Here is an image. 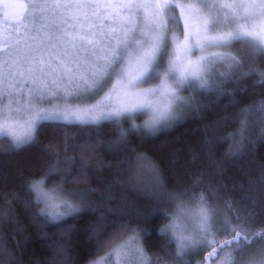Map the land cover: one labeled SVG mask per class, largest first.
Masks as SVG:
<instances>
[{
  "label": "snow or ice",
  "instance_id": "obj_1",
  "mask_svg": "<svg viewBox=\"0 0 264 264\" xmlns=\"http://www.w3.org/2000/svg\"><path fill=\"white\" fill-rule=\"evenodd\" d=\"M0 16V153L50 137L42 149L50 159L24 178L23 191H0V264H23L16 203L40 229L62 235L70 217L95 213L87 264H192L195 257L196 264H264V164L255 176L240 164L264 141V95L257 94L264 89V0H0ZM242 93L250 97L245 107L204 128L237 125L216 141H230L223 157L214 158L207 135L199 152L189 149L185 168L203 156L214 170L200 164L198 172L173 168L166 176L123 147L133 133L155 136L202 116L203 99L227 96L239 108ZM101 145L124 154L114 164L101 161ZM90 166L115 169L103 189L87 186ZM232 167L248 185H239V200L230 195L236 185L224 181ZM114 187L155 206L159 250L146 241L134 201L106 206L116 201ZM97 193L101 201H91ZM5 225L16 228L11 237ZM47 264H75V257L58 243Z\"/></svg>",
  "mask_w": 264,
  "mask_h": 264
},
{
  "label": "trees",
  "instance_id": "obj_2",
  "mask_svg": "<svg viewBox=\"0 0 264 264\" xmlns=\"http://www.w3.org/2000/svg\"><path fill=\"white\" fill-rule=\"evenodd\" d=\"M252 83L253 80L249 79L244 81L240 87H243L244 84L251 86ZM235 87L237 86L229 84L227 90L231 91ZM257 94L264 95V89L258 88ZM238 99L240 100L239 108L231 106L230 98L227 96L220 97L218 102L215 96H212L210 100L203 99L202 103L209 105V107L203 110L202 116L196 114L190 115L183 123L176 125L168 131L159 132L155 136H139L133 133L129 137V144L123 147L129 149V154L134 150L135 152L143 153L148 156L159 166L166 176H170V169L173 168L182 172L185 176L188 172H198L200 170V164H204L209 170H214V167L209 166L203 156L201 157L200 163L196 166L188 165V167L185 168L184 165L190 158L189 149H195L199 152L202 141L206 135L208 139L214 141V158L219 160L223 157L224 152L228 150L230 141H221L218 143H216V141L219 140V137L226 135L227 132L233 131L237 125H231L227 129L214 130L209 133H205L204 128L206 125L212 124L224 115L237 113L240 108L245 107L249 103L250 97L242 93L238 96ZM49 140V135H41L39 147L30 146L19 152L0 153V191L7 193L23 191L22 185L24 183V178L32 174L40 166L42 158L50 159L44 157L42 152L44 146L48 145ZM78 141L79 138L75 137L74 142ZM98 152L100 153L98 159L113 164L124 154L121 153L117 155L113 152H109L104 145L98 148ZM61 154L63 155V152ZM72 154L73 152L70 150L68 155L71 156ZM174 156L179 157L175 165L171 163ZM94 163L95 162H93V164ZM240 164L243 170L255 176L258 165L264 164V141H258L254 150L250 149V155L240 160ZM88 171L89 177L87 186L89 188L103 189L104 185L101 183V180H111L115 169L104 166L99 168L90 166ZM224 181L230 187L233 186V184L236 185V190L231 192L230 195L237 200H239L243 194L239 185L243 184L245 190L248 187L246 178L241 174V171L235 167L228 169L227 174L224 176ZM112 191L116 196V201L107 203V198L105 197L106 206L116 208L118 204L134 201L143 213V218L139 222L145 229L146 241L152 246L154 251L159 250L162 240L157 230L162 221L158 214L152 211L155 206L138 198L130 190L114 187ZM90 200L93 202H100L101 193L91 196ZM14 206L18 211V226L23 229V231L15 235V240L20 243L17 254L21 257L23 264H47V261L52 259L55 246L58 243H63L67 246L69 255L75 257V264H87V260L93 252V242L89 241L88 237L90 222H94L97 218L95 213L85 211L75 218L70 217L65 222V227L72 225V228L67 234L62 235L55 227H47L43 230L40 229L38 225L30 220L29 215L25 212L20 203H16ZM127 210L128 209L125 207H120L121 212ZM132 222L136 223L137 221L133 218ZM259 223L260 221L258 219L257 224L259 225ZM15 231V227L5 225V232L9 237H11ZM44 232H47V236L44 235Z\"/></svg>",
  "mask_w": 264,
  "mask_h": 264
},
{
  "label": "rangeland",
  "instance_id": "obj_3",
  "mask_svg": "<svg viewBox=\"0 0 264 264\" xmlns=\"http://www.w3.org/2000/svg\"><path fill=\"white\" fill-rule=\"evenodd\" d=\"M0 19H2V16H0ZM0 27H2V25H0ZM205 255H206V253H205ZM199 259H200V257H195L192 261V264H196V261Z\"/></svg>",
  "mask_w": 264,
  "mask_h": 264
}]
</instances>
